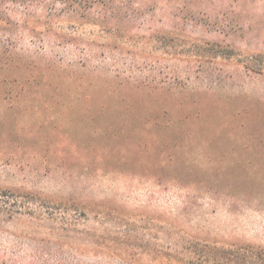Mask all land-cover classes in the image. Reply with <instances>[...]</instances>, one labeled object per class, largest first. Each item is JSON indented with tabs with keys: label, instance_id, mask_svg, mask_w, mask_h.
I'll return each instance as SVG.
<instances>
[{
	"label": "rangeland",
	"instance_id": "obj_1",
	"mask_svg": "<svg viewBox=\"0 0 264 264\" xmlns=\"http://www.w3.org/2000/svg\"><path fill=\"white\" fill-rule=\"evenodd\" d=\"M98 2L0 49V264H264V0Z\"/></svg>",
	"mask_w": 264,
	"mask_h": 264
},
{
	"label": "trees",
	"instance_id": "obj_2",
	"mask_svg": "<svg viewBox=\"0 0 264 264\" xmlns=\"http://www.w3.org/2000/svg\"><path fill=\"white\" fill-rule=\"evenodd\" d=\"M89 0H0V49H7L11 47L12 39L21 34H34L39 24V19L44 20L45 23L50 24L52 19L51 13L56 10V6L61 9H66L67 6L75 7L76 11L87 5ZM94 4H100L98 0H92ZM93 4V3H92ZM55 7V9H54ZM25 10V11H21ZM41 13L42 16L36 19L31 13ZM64 29L65 27H61ZM68 32L69 28L66 29ZM124 223L123 221H121ZM129 230H125L122 235L126 239V243H129L131 239L138 238L134 235H128ZM167 241L164 248L161 247L162 251L157 254L158 245H154L152 251L165 260V264H226L220 263L219 260L215 259L216 250L209 245L201 244H190L189 248H185L182 245V233L178 231L168 230ZM129 240V241H128ZM125 243V244H126ZM121 260L132 261V255L128 254L126 249L118 256ZM196 257L201 260L197 262ZM139 260V259H138ZM216 260V261H215Z\"/></svg>",
	"mask_w": 264,
	"mask_h": 264
}]
</instances>
